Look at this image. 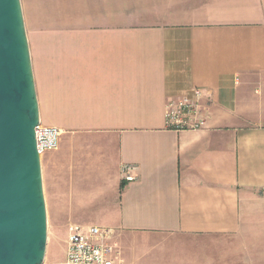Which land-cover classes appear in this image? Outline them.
<instances>
[{"label":"crops","instance_id":"1","mask_svg":"<svg viewBox=\"0 0 264 264\" xmlns=\"http://www.w3.org/2000/svg\"><path fill=\"white\" fill-rule=\"evenodd\" d=\"M26 3L58 22L28 35L61 130L41 154L49 229L110 228L124 264H264V0ZM196 88L208 127L168 128Z\"/></svg>","mask_w":264,"mask_h":264},{"label":"water","instance_id":"2","mask_svg":"<svg viewBox=\"0 0 264 264\" xmlns=\"http://www.w3.org/2000/svg\"><path fill=\"white\" fill-rule=\"evenodd\" d=\"M42 122L21 0H0V264H43L48 213Z\"/></svg>","mask_w":264,"mask_h":264},{"label":"built area","instance_id":"3","mask_svg":"<svg viewBox=\"0 0 264 264\" xmlns=\"http://www.w3.org/2000/svg\"><path fill=\"white\" fill-rule=\"evenodd\" d=\"M203 90L196 88L194 96L171 98L165 106L166 126L174 130H202L208 119L201 105ZM61 130L56 125L41 122L36 127L37 146L40 154L57 148ZM137 164L125 163L123 179H138ZM112 229L96 225L73 224L69 228L67 254L64 264H124L120 251L109 241Z\"/></svg>","mask_w":264,"mask_h":264},{"label":"rangeland","instance_id":"4","mask_svg":"<svg viewBox=\"0 0 264 264\" xmlns=\"http://www.w3.org/2000/svg\"><path fill=\"white\" fill-rule=\"evenodd\" d=\"M24 12V19L27 28L28 35L32 34V31L35 28H45V27H57V21H50V20H33L31 18V14H29L27 10V3L26 0H21ZM40 0H35L38 4ZM40 5V3L38 4ZM36 17L37 15H33ZM40 16V15H38ZM66 249H67V232L66 230H48V242H47V249L45 254V259L43 264H64L65 256H66ZM119 250V249H118ZM120 251V250H119ZM120 254L124 259V253ZM125 263V260H124Z\"/></svg>","mask_w":264,"mask_h":264}]
</instances>
